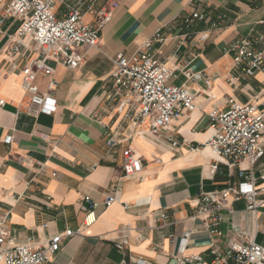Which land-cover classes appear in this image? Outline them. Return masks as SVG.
<instances>
[{
  "label": "crops",
  "instance_id": "obj_1",
  "mask_svg": "<svg viewBox=\"0 0 264 264\" xmlns=\"http://www.w3.org/2000/svg\"><path fill=\"white\" fill-rule=\"evenodd\" d=\"M116 1L98 46L78 47L84 57L78 68L47 60L54 74L38 75L36 83L47 93L50 79L57 81L56 110L38 116L27 112L30 94L22 87V67L38 55L37 45L26 37L13 52L21 20L6 17L0 3V99L5 101L0 105V223L5 237L15 243L33 237L44 245L53 235L83 228L64 240L48 264H137L139 259L179 264L193 255L202 257L200 264H213L214 245L221 253L233 243L264 245V205L252 211L245 199L229 200L214 235L195 217L204 193L240 181L237 170L229 171L205 146L212 135L208 113L227 109L230 98L264 108V71L246 74L245 64L234 65L231 51L243 39L264 35V0ZM65 7L55 5L58 17ZM194 12L203 19L192 18ZM94 19L91 12L83 16L89 24ZM156 33L163 38L153 46L156 57L175 69L173 84H185L196 95L197 108L184 111L167 130L153 133L144 123L124 138L130 121L106 101L114 60L120 53L132 56ZM185 71L203 73L211 86L187 80ZM109 130L121 140L112 148ZM129 146L141 157L142 170L125 176L123 151ZM214 163L219 167L211 174ZM109 195L116 202L106 206ZM86 196L98 203L97 221L89 227H84L82 209ZM162 213L166 216L159 220ZM118 242H125L123 250Z\"/></svg>",
  "mask_w": 264,
  "mask_h": 264
},
{
  "label": "built area",
  "instance_id": "obj_2",
  "mask_svg": "<svg viewBox=\"0 0 264 264\" xmlns=\"http://www.w3.org/2000/svg\"><path fill=\"white\" fill-rule=\"evenodd\" d=\"M96 2L97 0H78L77 4L72 5L66 0H0L6 17L21 20L14 38L13 52L20 50L26 37L33 39L37 45L38 55L29 59L22 67V87L30 94L27 105L29 114L38 116L41 113L51 114L56 110L54 92L57 81L50 79L47 93L41 92L36 83L38 75L52 77L54 74V68L47 63L48 59L76 69L84 61L78 47L98 46L101 30L111 21L118 2L104 0L102 5H97ZM56 4L66 6L61 17L54 10ZM84 4L88 6L87 9ZM86 12L93 13L94 24L84 22ZM192 18L203 19V16L194 12ZM207 37L208 33L205 32L201 39L206 40ZM162 40V35L156 33L132 56L126 57L120 53L114 60L112 87L106 95V101L114 105L121 119L132 124L126 126L128 130L124 138H130L134 126L144 123L153 133L167 130L184 111L193 112L197 108L196 95L185 84H173L171 81L175 77V69L156 57L153 46ZM231 51L234 65L245 64L246 74L255 70L264 71L263 34L235 43ZM184 75L187 80H204L208 88L212 84L211 79L201 72L185 71ZM4 104L5 101L0 99V105ZM208 116L212 135L205 146L229 171L237 170L240 179L235 184L202 195L195 217L203 219L205 227L214 235L219 234L216 227L223 218L221 211L227 208L229 200L245 199L247 208L252 211L264 205V108L230 98L227 109H213ZM119 141L117 131L109 130L107 145L112 148ZM170 141L173 146L179 145L172 138ZM244 163L247 166H243ZM218 167V163L212 164L209 172L215 174ZM123 170L125 176L135 175L142 170V159L130 146L123 151ZM114 202L116 197L109 195L104 204L110 206ZM97 206L98 203L91 197L84 198V227L97 221ZM165 216V213L160 214L159 220ZM82 232L83 228L67 229L63 234L51 236L44 245L37 243L33 237H28L22 243H15L5 237L0 223V263L48 264L60 251L65 239ZM116 246L123 250L125 242H118ZM210 250L215 255L213 264H264V245L256 241L233 243L224 253L215 245ZM201 261L200 255H193L183 258L179 264H200ZM146 263L139 259L137 264Z\"/></svg>",
  "mask_w": 264,
  "mask_h": 264
}]
</instances>
